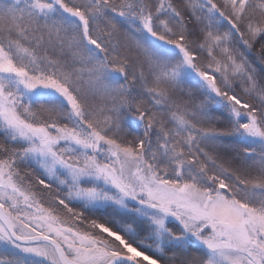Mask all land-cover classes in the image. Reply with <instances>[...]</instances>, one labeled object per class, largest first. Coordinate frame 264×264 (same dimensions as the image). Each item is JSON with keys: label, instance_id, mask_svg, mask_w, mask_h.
Wrapping results in <instances>:
<instances>
[{"label": "snow or ice", "instance_id": "1", "mask_svg": "<svg viewBox=\"0 0 264 264\" xmlns=\"http://www.w3.org/2000/svg\"><path fill=\"white\" fill-rule=\"evenodd\" d=\"M0 264H264V0H0Z\"/></svg>", "mask_w": 264, "mask_h": 264}]
</instances>
